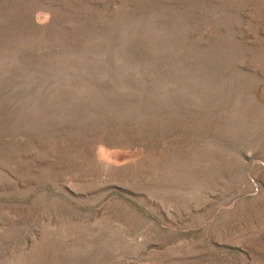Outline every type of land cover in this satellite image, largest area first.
<instances>
[{"label":"rangeland","instance_id":"1","mask_svg":"<svg viewBox=\"0 0 264 264\" xmlns=\"http://www.w3.org/2000/svg\"><path fill=\"white\" fill-rule=\"evenodd\" d=\"M0 264H264V0H0Z\"/></svg>","mask_w":264,"mask_h":264}]
</instances>
